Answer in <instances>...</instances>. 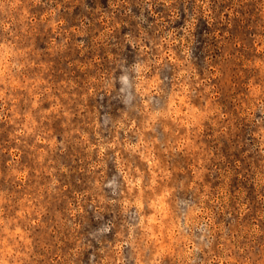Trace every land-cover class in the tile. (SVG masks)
<instances>
[{
  "label": "rangeland",
  "instance_id": "374dc122",
  "mask_svg": "<svg viewBox=\"0 0 264 264\" xmlns=\"http://www.w3.org/2000/svg\"><path fill=\"white\" fill-rule=\"evenodd\" d=\"M0 264H264V0H0Z\"/></svg>",
  "mask_w": 264,
  "mask_h": 264
}]
</instances>
